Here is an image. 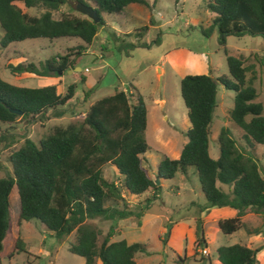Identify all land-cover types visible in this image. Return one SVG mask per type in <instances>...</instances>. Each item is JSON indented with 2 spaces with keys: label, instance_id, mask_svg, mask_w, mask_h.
I'll list each match as a JSON object with an SVG mask.
<instances>
[{
  "label": "trees",
  "instance_id": "trees-1",
  "mask_svg": "<svg viewBox=\"0 0 264 264\" xmlns=\"http://www.w3.org/2000/svg\"><path fill=\"white\" fill-rule=\"evenodd\" d=\"M77 1L91 6L98 14V21L69 12L54 17L52 12L66 0H0V50L27 38L49 41L61 37H76L80 41L76 49H85L99 27L105 24L102 13H120L131 2L146 5V0ZM16 2L25 8L42 6L43 10L29 14ZM206 7L212 13L210 23L200 30L209 35L215 28L217 42L224 52L227 35L249 34L264 38V0H207ZM75 55L69 59L68 54L49 55L37 65L31 61L8 62L6 68L11 74L26 71L56 76L77 66L80 52L76 51ZM225 61L228 76L195 73L180 78L179 93L189 122L184 132L185 141L177 157L162 154L153 177L141 166L140 154L149 144L145 135L146 108L139 94L135 102L129 104L126 92L115 90L90 103L80 122L54 125L37 141L24 137L8 156L10 169L0 176V260L24 249L18 233L13 236L9 228V193L10 197L14 193L18 201L16 224L21 219H37L56 237L73 231L74 239L68 243L67 250L80 255L82 264H95L96 259L100 264H139L133 256L136 251L145 250L144 244L127 243L124 238L112 239L115 221L129 215L139 217L158 197L159 184L155 183V178L170 179L176 171L185 173L189 166L195 168L205 199L204 208L228 205L236 209L234 216L218 219L221 233L237 230L246 210L264 213V176L255 154V145L264 143L262 104L254 99V86L246 82L241 59L225 53ZM79 81L83 83V76ZM217 82L232 90L233 98L227 110L230 124L219 128L218 154L212 158L207 148ZM74 87L72 82L59 94L54 84L27 87L0 78V124L11 128L16 118L33 122L54 117L60 107L69 103ZM82 92L85 94V90ZM232 129L238 132L241 143L231 134ZM105 163L113 165L126 193L139 195L150 191L140 213L105 203L114 200L112 197H121L113 181H106L101 174ZM12 186L15 192L14 189L10 192ZM96 216L110 220L99 242L100 230L85 222ZM251 231L258 233L259 230H248ZM194 233L195 253L197 246L205 243L199 221ZM3 240L7 243L5 252L2 251ZM255 253V248L239 242L215 248L220 264H260ZM182 261L183 257H178L176 264Z\"/></svg>",
  "mask_w": 264,
  "mask_h": 264
},
{
  "label": "rangeland",
  "instance_id": "rangeland-1",
  "mask_svg": "<svg viewBox=\"0 0 264 264\" xmlns=\"http://www.w3.org/2000/svg\"><path fill=\"white\" fill-rule=\"evenodd\" d=\"M206 1L146 0V5L136 3L135 8L124 6L120 14L102 13L105 24L99 27L98 33L85 49H76V45L80 43L76 37H61L49 41L44 38H27L2 48L1 79L27 87L54 84L59 94H63L67 85L72 82L75 87L69 103L60 107L59 114L54 117L33 122L16 118L11 128L0 124V176L6 169H10L8 156L22 143L24 137L37 141L54 125L80 122L90 103L121 89L126 92L129 104L135 102L138 94L145 104V135L149 148L140 154V158L146 174L153 177L156 163L162 154L178 156L185 141L184 132L189 122L179 93L180 78L185 74L195 73H205L211 77L222 74L228 76L225 53L241 59L245 67L246 82L254 86V99L262 104L264 116V38L249 34L227 35L224 52L217 42L215 28L209 35H204L200 30L210 23L212 15L207 10ZM77 2L66 0L65 4L52 12L53 16L67 12L83 15L75 10ZM16 4L29 14H38L43 10L42 6L25 8L19 2ZM140 41L143 43L138 44ZM76 51L80 52L76 59L79 71L68 72L66 69L56 76H42L26 71L11 74L6 68L8 62L15 64L20 60L26 63L31 61L37 65L49 55L68 54L69 59ZM80 76L84 78L83 83L79 81ZM82 90H85V94ZM232 98L233 91L225 89L217 82L216 105L210 122L207 148L212 158L218 154L216 135L219 128L230 124L227 110L232 106ZM231 132L239 140L238 132L234 129ZM255 154L264 176V143L255 145ZM101 174L106 181H113L122 194L120 198L106 200V204L115 203L118 208L124 206L137 213H140L141 207L144 209V198L150 191L139 195L126 193L118 181V173L109 163L101 166ZM156 184H159L158 197L151 201L147 210L160 214V217L143 225L142 229L130 225L135 224L138 217L132 215L120 221L117 219L114 225L119 232L111 238L145 243L144 251L134 253V259L139 264H176L178 257L183 256V264H208L202 261L206 258L201 256L203 254L194 253L195 247L192 246L188 233L183 232L186 224H190L188 217L198 218L202 207L199 204H205L194 166H189L185 173L176 171L172 178L158 180ZM13 189L15 192L14 186L10 192ZM12 194L10 197L9 193V228L13 230V236L18 233L24 249L9 258L3 256L0 264H82L83 258L80 255L67 250L68 243L74 239L73 231L56 237L37 219H21L16 224L18 201L14 193ZM85 222L100 230L97 242L110 224L109 219L98 216L88 218ZM197 222V219L193 220L192 225ZM244 224L247 228L258 227L264 241V213L257 214L246 210ZM243 232L244 229L228 234L218 231L212 239L209 235L205 245L209 258L215 259V248L218 245L247 243V234ZM202 246L199 244L196 249ZM259 248L264 250V244L256 247V251ZM6 250L7 243L3 240L2 251ZM255 257H259V253ZM258 261L264 264V256ZM95 264H100L99 260L96 259Z\"/></svg>",
  "mask_w": 264,
  "mask_h": 264
},
{
  "label": "crops",
  "instance_id": "crops-1",
  "mask_svg": "<svg viewBox=\"0 0 264 264\" xmlns=\"http://www.w3.org/2000/svg\"><path fill=\"white\" fill-rule=\"evenodd\" d=\"M127 5H129L128 8H131V7L135 8L136 3L135 2H131V3H128ZM117 14H120V13H117ZM175 157H177V156H175ZM175 192L178 193V190H176ZM144 193L147 194L148 192H144ZM121 196H122V194H121ZM191 201L192 200L189 198V202H191ZM203 203L204 202L199 204V206H202V207H200V210H199L200 214H199L198 218L195 217V216L194 217L193 216H189L188 218H189L190 221L188 223H190V224H186L185 230L183 232H186V234L188 233V236H189V238H190V240L192 242V246H193V241L195 239L194 231H195V226L196 225H192V221L197 219L199 221V225H200V227L202 229V236H203V238L205 240V243H204V245L202 247L205 248V245H206V243L209 240L208 236L211 235V239H212L213 236L218 231H220L218 229V227H217L218 219L234 216L235 213H236V209H234L233 207H230L228 205L212 206V207H209V208H204V204ZM129 205H131V204H129ZM147 209H148V207L141 212V214L139 215V217L137 219V222L135 224H130V225H136L137 229H142L143 225H146L147 223H151L155 218H159L160 217V214H158V213L153 214V213H151V211H148ZM127 217H132V215H129ZM133 217H136V216L133 215ZM120 220H122V218L119 219V221ZM240 220H241V224H240V226H239V228L237 230H239V229H244L245 230V232H243V234H247L246 235L247 236V239H246L247 243H245V245H247V246H249L251 248H256L258 246L263 245L264 241H262L263 239H262V236H261L260 229L258 227L247 228V226L244 224L245 221H246V211L242 215ZM253 228H257V230H259L258 233H253L252 231L248 232V230H252ZM115 229H118V228L115 227ZM118 232H119V230L118 231L115 230L114 234H117ZM158 235H160V234H158ZM255 237H257L256 240H253V238H255ZM125 241H126V239H125ZM126 242L127 243H131V242H136V241H129V242L126 241ZM138 242H140V241H138ZM142 244H144L145 249H146L145 243H142ZM202 247H200V249ZM200 249H197L196 252L200 253ZM257 253H259V257H256V258L258 260H260V257L264 256V250L262 248H259L258 251H256L255 255ZM201 256H205L206 257L205 259L203 258L202 261H205L208 264H220L218 259H216V255H215V259L209 258V254H208L207 249H206V254H203ZM183 260H184V256H183ZM182 264H183V261H182Z\"/></svg>",
  "mask_w": 264,
  "mask_h": 264
},
{
  "label": "water",
  "instance_id": "water-1",
  "mask_svg": "<svg viewBox=\"0 0 264 264\" xmlns=\"http://www.w3.org/2000/svg\"><path fill=\"white\" fill-rule=\"evenodd\" d=\"M75 10L83 15H85L87 18L91 19L93 22H97L98 21V14L93 10V8L87 4H84L80 1H78L75 4ZM80 67L79 66H75L73 69H67L68 72L71 71H79ZM60 73V72H59ZM11 111H15L18 113V111L11 109ZM155 183H158V179L155 178Z\"/></svg>",
  "mask_w": 264,
  "mask_h": 264
},
{
  "label": "built area",
  "instance_id": "built-area-1",
  "mask_svg": "<svg viewBox=\"0 0 264 264\" xmlns=\"http://www.w3.org/2000/svg\"><path fill=\"white\" fill-rule=\"evenodd\" d=\"M84 70L87 71V68H85ZM82 116H83V115H82ZM200 253H201V254H206V249H205L204 247H202V248L200 249Z\"/></svg>",
  "mask_w": 264,
  "mask_h": 264
}]
</instances>
